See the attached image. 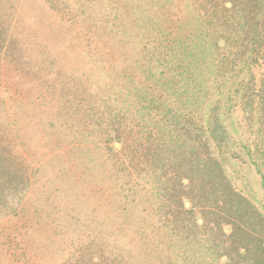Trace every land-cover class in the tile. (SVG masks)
<instances>
[{
    "label": "rangeland",
    "instance_id": "rangeland-1",
    "mask_svg": "<svg viewBox=\"0 0 264 264\" xmlns=\"http://www.w3.org/2000/svg\"><path fill=\"white\" fill-rule=\"evenodd\" d=\"M221 46L193 0H0V148L18 185L0 207V264H229L203 216L220 207L211 195L168 210L173 125L195 111L264 216L251 164H264V118L238 85L260 94L264 70L221 75Z\"/></svg>",
    "mask_w": 264,
    "mask_h": 264
},
{
    "label": "trees",
    "instance_id": "trees-1",
    "mask_svg": "<svg viewBox=\"0 0 264 264\" xmlns=\"http://www.w3.org/2000/svg\"><path fill=\"white\" fill-rule=\"evenodd\" d=\"M193 1L213 23L215 33L220 34L222 46L216 58L219 60L215 59L217 62L215 69L220 70L221 75L232 78V75L243 74V71L250 72L252 68L254 71L259 67L264 70V0ZM238 85L248 94L244 108L247 106V110H252L254 106L259 112V117L264 118V87L260 94H255V92L250 93L249 86L244 80ZM254 96L259 100L256 103ZM242 98L244 100V96ZM255 104H259V107L256 108ZM194 112L182 114L179 123L173 125L177 127L176 141L179 142V146L178 154L172 155L173 160L178 163L175 165L171 190L177 196L169 197L176 199L170 202L168 210L175 214L180 208L184 209V204L189 203L187 198L194 189L203 195V200L211 195V201L214 204L218 203L220 207H204L206 212L203 216L213 231L211 235L214 239H211L219 252V257L224 258L229 264H264V216L234 189L226 178L225 170L221 169L216 161L219 158L216 149L222 147L219 143L223 138L218 143L211 140L210 135L214 133L218 135L223 131L219 126L213 130L208 123L206 127L201 126L200 118ZM261 133L264 134V125L261 126ZM246 150L249 156L253 155L249 147H246ZM7 156L0 148V207H4L5 203L2 202L5 192L18 187L13 181L16 178L17 165L6 164ZM251 164L257 169L264 187V168H262L264 164L261 165L254 160ZM5 178L9 179L5 180ZM190 213L192 214L185 209L184 214ZM224 215L227 218L224 224L231 226L230 233L226 236L224 229H218L219 225L210 221V217L219 219Z\"/></svg>",
    "mask_w": 264,
    "mask_h": 264
}]
</instances>
